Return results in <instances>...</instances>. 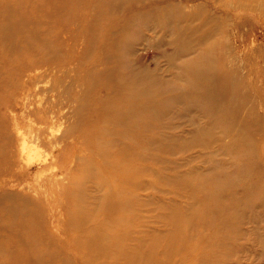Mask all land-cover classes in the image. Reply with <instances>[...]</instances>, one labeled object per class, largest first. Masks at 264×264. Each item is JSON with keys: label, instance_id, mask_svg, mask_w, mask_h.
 I'll list each match as a JSON object with an SVG mask.
<instances>
[{"label": "rangeland", "instance_id": "1", "mask_svg": "<svg viewBox=\"0 0 264 264\" xmlns=\"http://www.w3.org/2000/svg\"><path fill=\"white\" fill-rule=\"evenodd\" d=\"M33 1L37 5L48 3V0ZM230 1L225 3L230 4ZM241 1L242 4L248 5L260 3V6L257 5L256 10H253L255 12H252L235 10L234 5H229L228 9H224V5L222 9L215 8L212 0L150 1L149 5L146 0H142L139 4L134 3V11L127 4H121L111 16L116 22H123L126 18L131 20L130 30L121 36V39L129 42L131 46L119 48L120 64L115 71H124L129 67L133 73L143 72L141 78H144L145 72L150 76L151 84L149 83L145 94L151 101L159 100L155 109L158 114L156 118L159 117L163 124L161 128L150 125L153 135L144 138L141 148L132 152L134 188L128 201L131 211L123 213L117 223L123 224L124 227L137 226L135 233L142 241L148 238L159 241L165 237L164 245L172 249L168 256L175 257L170 264H264V0H244L245 3ZM78 3L80 4V0ZM91 3V0H81V5L87 9L83 14V23H86ZM170 4L183 7L186 13L202 6L210 16L221 18L222 22L215 33L203 34L205 42L202 44L204 46L210 43L217 47L215 50L218 51V59L211 63V69L228 73L224 81H228L229 86L233 87V90L237 89V92L231 90L227 93L222 90L221 99L208 98L203 92L209 85L203 82L194 87L190 83L182 66L186 60L190 64V60L196 55L195 51L192 50L182 57L175 55L176 49L171 42V34L174 32L171 27L168 30L155 28L156 25L166 23L169 15L174 16L176 12L175 16H179L177 14H180L181 8L178 11L173 9L174 14L169 13L166 16L163 13L162 16L150 15L151 7L155 10L163 9L167 14L165 9ZM136 12L142 14L137 18ZM37 13L38 10L30 17L27 12L12 11V16L25 22L28 28L36 20L35 17H38ZM109 20L110 18L103 21L106 28ZM51 22L49 24L44 21L39 25L46 29L51 27ZM74 22H77L75 26L78 28H72L71 23L67 24L66 27L69 25L71 28L60 32L56 42L52 39L53 32L50 34L49 50L37 49L32 52L34 54H31L29 61L40 56L46 58L41 65L28 66L20 75V63L15 66V70L4 71L0 76V80H11L12 87H20L17 92L16 87L10 91L11 99L25 103L24 113L20 107L2 110L7 124L6 134H9L12 144L10 162L16 159L15 154L21 147L17 132L15 133L12 125H9L11 115L21 113L24 116L29 110L40 112L45 109L59 114L47 130L48 139L50 134L56 137L68 135L75 125L76 103L70 102L69 99L72 100L73 97L69 96L81 93L84 88L72 80V71L67 74L64 72L60 62L68 59L67 42L72 29L77 31L83 26L80 19ZM212 25L214 23L208 19L195 20V28L199 27L195 31L196 35L207 32ZM9 42H12V39ZM86 43L84 40L82 48L86 49ZM59 44L62 45L58 47L62 55L47 56L49 51ZM4 52L9 53L0 48L1 58L6 56ZM102 66L100 68H103ZM186 67L190 69L195 65ZM38 73L41 81L35 85L34 90L31 87L27 89V75L39 76ZM117 74L118 72H114L111 80H116ZM143 82L144 79L134 77L133 90L136 96L140 92L144 93ZM163 83L164 85H161ZM220 86L217 85L216 92L224 88L223 83ZM164 88H167V92ZM191 88L192 91L187 94ZM179 89L182 93L178 95ZM100 95L112 98L120 94L113 90L109 95ZM39 126L27 121L21 129L28 132ZM30 143L28 142L27 148L34 146ZM51 149L45 140L44 144L37 148V152L30 150L21 165L28 164L34 170L22 178V184L19 186L12 183L2 184L0 193L32 198L36 204H40L42 223L47 224L52 234L60 233L63 237L66 221L65 201L60 199L59 194L55 196L51 193V184L46 179L48 170L39 168L40 164L50 157ZM82 155L88 154L83 152ZM71 159L72 157H69V160ZM72 160L77 163V159ZM47 162L49 159L45 161ZM0 166H6L1 159ZM88 166V170H91V165ZM82 169L87 170V164L84 163ZM74 175L84 190L85 187L89 188V179L85 177L89 175L88 171L83 178L80 174ZM226 178L233 181L231 189L226 184ZM16 179L21 180V176L18 175ZM70 181L72 179L65 180L58 188L69 186ZM24 184H34L36 191L32 192L23 186ZM216 186L220 188L217 189ZM142 188L145 190H141ZM82 254L84 256V252ZM69 257L72 259L71 264H76L70 253ZM84 258L88 261L87 264L95 263L88 254ZM77 264H81V261L77 260Z\"/></svg>", "mask_w": 264, "mask_h": 264}, {"label": "bare ground", "instance_id": "2", "mask_svg": "<svg viewBox=\"0 0 264 264\" xmlns=\"http://www.w3.org/2000/svg\"><path fill=\"white\" fill-rule=\"evenodd\" d=\"M141 1L91 0L86 23H83V14L87 9L81 5V0L80 4L78 0H48L46 5H37L33 0H0V48L9 52H4L6 56L0 57V76L4 71L15 70V66L20 63L21 67L18 71L20 75L28 66L41 65L46 58L40 56L35 59L30 58L33 60L29 61L31 54H34L32 52L37 49L49 50L50 34L53 32L52 39L55 41L60 32L71 28L70 26L73 28L77 23L74 21L80 19L83 23L82 28L77 31L72 29L68 36V59L60 62L63 64L64 72L67 74L72 71V80L84 88L81 93L69 96L73 97L69 101L76 103L74 109L76 122L68 135L63 134L61 137H56L50 134V138H47L46 133L50 125L54 123L53 119L59 117V114L52 113L50 110L45 109L40 112L29 110L24 116L21 113L11 115L9 125H12L15 133L17 132L16 134L21 140V147L15 154L16 159L10 162L12 144L9 134H6L7 124L2 110L20 107L21 112L24 113L25 103H18L9 95L15 87V92L20 87H12L11 80L5 78L0 80V159L6 165L0 166V186L9 183L15 186L21 185L22 178L30 175L34 170L28 164L22 166V160L27 159L30 150L37 152V148L39 149L40 145L42 146L47 140V145L53 150L51 149L50 157L46 158L39 168L48 170L46 179L51 184V193L55 196L59 194L60 199L64 200L66 204V221L62 237L60 233L52 234L48 230L47 224L42 223L43 215L39 203L36 204L29 196L14 197L1 192L0 264H71L72 259L69 257V253L75 258L76 264L77 260H80L81 264H87L88 261L84 258L87 254L95 262L94 264H170L171 260L175 258L168 256L172 249L164 245L165 237L159 241H154L152 238L142 241L137 238L135 233L137 226L124 227L123 224L117 223L123 213L131 211L128 201L134 188L132 152L134 149L141 148L144 138L153 135L150 125H156L159 128L163 126L159 117L156 118L158 114L155 109L159 100L151 101L145 94L150 83V76L145 72L144 78H141L143 72L133 73L129 67L124 71H115L120 64L119 48L125 45L131 46L129 42L121 39V36L130 30L131 20L126 18L123 22L121 20L116 22L111 19V16L121 4H127L134 11L135 4H139ZM150 1L165 0H146L147 5ZM225 2L212 0L211 3L219 9H222V5H224V9H228L229 5H234L235 10H251L252 12H255L253 10H256L257 5L260 4L251 3V6V4H242L241 0H231L230 4ZM179 8H181L180 14L175 16L176 12L174 14L173 9L178 11ZM149 9L152 17L162 16V13L165 16L169 13L174 14V16L169 15L166 23L156 25L155 28L168 30L171 27V31L174 32L171 34V42L176 49L175 55L182 57L188 55L192 50L195 51L196 55L192 57L190 64L186 60L182 66L185 68V76L190 79V83L194 87L203 82L206 83L209 86L203 93L208 98L216 99L222 98L220 94L222 90L227 93L231 90L237 92V89L233 90V87L229 86L228 81H224L225 77H228V73L211 69L214 60L218 59V51L215 50L217 47L210 43L204 46L202 44L205 42L203 34L216 32L219 23L222 22L219 16H210V13L202 6H197L195 10L188 13L184 11L183 7L172 4L166 6L167 14L163 9L155 10L154 7ZM37 10L38 17H35L34 22L29 20L32 22V26L28 28H26L25 22L12 16V11H19L20 13L27 12L31 17ZM141 14V12H136L137 18ZM109 18L108 28H106L103 26V21ZM199 19L202 21L208 19L214 25L207 32L197 36L195 31L199 27L195 28L194 21ZM44 21H48L49 24L51 22V27L42 29L39 24ZM262 21L264 22V19ZM67 24L70 26L66 27ZM75 28L78 26L76 25ZM193 36H196V39ZM10 39L12 42H9ZM84 40L87 42L86 49L82 48ZM216 43L218 44V42ZM58 47H62V45L59 44L52 48L54 50H50L47 56L62 55V51H59ZM107 51L108 54H106ZM125 64L128 63L125 62ZM190 65H195V67L188 69L186 66ZM114 72H118L117 78L111 80ZM45 73L44 70L43 74ZM38 75H27L26 78L29 81L27 89L31 87L34 90L35 85L41 81L40 73ZM134 77L139 80L144 79L142 87L144 93L140 92L137 96L133 90ZM107 81L110 83L106 84ZM222 83L224 88L216 92L217 85L220 86ZM165 89L167 90V88H164V91L167 92ZM113 90L120 95L112 98L100 95L102 93L109 95ZM190 90L192 91V88L187 94L190 93ZM180 93L182 90L179 89L178 95ZM231 95L233 96L232 93ZM242 100L244 101V99ZM185 101H187V97ZM26 117H28L29 124L33 123V125H40L43 128L39 126L32 131L31 129L28 132L22 131V126L27 123ZM33 131H35L34 134ZM28 142L34 146L27 148ZM83 152H87L88 155L83 156ZM69 157L77 159V163L72 159L69 160ZM48 159L49 162L45 163ZM73 162L74 165H72ZM84 163L87 164L85 171L82 169ZM88 165H91V170H88ZM87 171L89 175L85 176ZM74 173L80 174L82 178L83 176L88 178L89 188L85 187L84 190ZM18 175L21 176V180L16 179ZM70 179L72 181L69 186L58 188L64 184L65 180L69 181ZM232 183V179L226 178L228 188H232ZM23 186L31 189L32 192L36 191L34 184H24ZM216 188L220 187L216 186ZM141 190H145V188ZM94 192L99 193L95 194ZM137 241L140 242L137 243ZM82 252H84V256Z\"/></svg>", "mask_w": 264, "mask_h": 264}]
</instances>
